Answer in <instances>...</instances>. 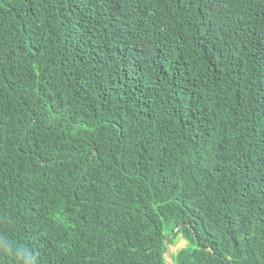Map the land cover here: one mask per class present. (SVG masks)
Instances as JSON below:
<instances>
[{"label": "trees", "instance_id": "16d2710c", "mask_svg": "<svg viewBox=\"0 0 264 264\" xmlns=\"http://www.w3.org/2000/svg\"><path fill=\"white\" fill-rule=\"evenodd\" d=\"M180 236L264 264V0H0V264Z\"/></svg>", "mask_w": 264, "mask_h": 264}, {"label": "rangeland", "instance_id": "374dc122", "mask_svg": "<svg viewBox=\"0 0 264 264\" xmlns=\"http://www.w3.org/2000/svg\"><path fill=\"white\" fill-rule=\"evenodd\" d=\"M188 244V240L180 236L175 243H170L169 250L166 252V258L170 264H176L173 255L182 247Z\"/></svg>", "mask_w": 264, "mask_h": 264}, {"label": "water", "instance_id": "95a60500", "mask_svg": "<svg viewBox=\"0 0 264 264\" xmlns=\"http://www.w3.org/2000/svg\"><path fill=\"white\" fill-rule=\"evenodd\" d=\"M180 228V226L179 227H177V229H176V231H178V229Z\"/></svg>", "mask_w": 264, "mask_h": 264}]
</instances>
